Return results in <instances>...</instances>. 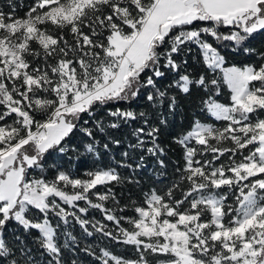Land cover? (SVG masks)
Wrapping results in <instances>:
<instances>
[{"label":"snow or ice","instance_id":"6c2138e0","mask_svg":"<svg viewBox=\"0 0 264 264\" xmlns=\"http://www.w3.org/2000/svg\"><path fill=\"white\" fill-rule=\"evenodd\" d=\"M257 35L264 0H31L23 15L13 0L0 7V264H82L81 253L93 264H264ZM241 54L255 59L226 66ZM221 82L228 103L213 98ZM199 92L207 98L193 113L219 123L194 119L172 135L181 150L172 179L145 190L148 158L153 173L168 174L162 131ZM132 124L135 143L104 164L121 144L111 130ZM73 155L93 157L82 175L67 166ZM85 237L105 243L79 246Z\"/></svg>","mask_w":264,"mask_h":264},{"label":"trees","instance_id":"16d2710c","mask_svg":"<svg viewBox=\"0 0 264 264\" xmlns=\"http://www.w3.org/2000/svg\"><path fill=\"white\" fill-rule=\"evenodd\" d=\"M13 2L18 6V15H23L24 11L27 10V6L31 3V0H13ZM0 7H3L5 11L8 10V0H0ZM250 46L253 48H256L258 50L264 49V35H257L255 39L250 41ZM255 58H248L244 55H229L228 56V64L226 66H231L232 64L240 65L243 63H249ZM191 62V58H190ZM200 67V66H196ZM211 75V73H209ZM221 89L222 91L218 95H214V99L221 103H228L229 97H230V90L227 88L226 85H223L221 82ZM198 97H204L207 98L203 92H199L197 94V98H194V102L191 106L188 104H185L181 110L177 113V115L174 118H170V126L168 129H165L162 131L160 136V141L162 145L169 148L168 151V160L170 162L169 168L167 170V176L161 177L159 175H156L151 171L153 160L152 158H148L147 168L144 171L143 176L141 177L143 181V185L145 190H147L149 187H160L163 188L165 184L168 183L170 179H172V174L174 171V165L171 162L178 161L181 157V150L180 148L171 143V136L175 134H179L181 132H184L188 130L191 126V123L194 119H200L202 122L207 123H219L214 121V118H212L209 114L206 112H200L199 109L193 113V108L196 106V104L199 103ZM137 111H140L143 109V102L137 101L136 104L133 105ZM138 124H132V125H125L122 126L119 129L111 130L112 136H114L116 139H119L121 141L120 145H113L112 151L110 153H106L103 156V163L106 165H110L114 163L115 160L121 159V153L126 149L127 144L129 141L135 143V138L132 137V131L134 128L138 127ZM84 138L81 136L80 133H76L72 137V144L75 145H81ZM101 150L102 144L100 145ZM80 151L83 152V148H80ZM143 154L141 151H137L134 155L136 159L139 158V156ZM56 161L57 163H60L61 160L58 158L57 153H53L50 157L49 162ZM93 157L90 155H84L77 158L73 155L72 163L70 165H67L71 167L72 171L78 175H82L86 168L90 167L92 165ZM63 161L66 163L68 161V157H63ZM122 173L127 174L126 169L121 170ZM119 191V189H118ZM134 196H139L140 193L137 192L135 189H133ZM125 199H127V192L124 193ZM123 203V201H122ZM133 213L131 211L127 212L126 215H132ZM90 217L94 216L98 219L100 218V214L95 211H90L89 213ZM76 234L79 235V228L76 229ZM9 239H11V226L9 228L8 233L6 234ZM105 242L100 241L99 239H94L93 237H85L79 242V246L84 247L87 245H100L103 246ZM111 250L114 254L124 256V257H131L133 255L132 250L130 248H126L125 246H116L112 247ZM80 258L82 261V264H93L92 258L88 257L87 255L81 253Z\"/></svg>","mask_w":264,"mask_h":264},{"label":"rangeland","instance_id":"374dc122","mask_svg":"<svg viewBox=\"0 0 264 264\" xmlns=\"http://www.w3.org/2000/svg\"><path fill=\"white\" fill-rule=\"evenodd\" d=\"M91 217H94V216H91ZM95 218H97V217H95ZM98 219V218H97Z\"/></svg>","mask_w":264,"mask_h":264}]
</instances>
